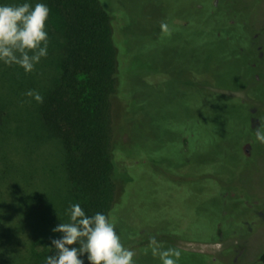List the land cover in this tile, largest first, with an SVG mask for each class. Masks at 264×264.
I'll return each mask as SVG.
<instances>
[{
    "label": "rangeland",
    "instance_id": "1",
    "mask_svg": "<svg viewBox=\"0 0 264 264\" xmlns=\"http://www.w3.org/2000/svg\"><path fill=\"white\" fill-rule=\"evenodd\" d=\"M102 2L125 58L113 160L127 184L111 219L135 264H160L154 246L180 250L179 264H260L264 0ZM47 30L48 55L32 72L0 63V264H36L74 203L63 145L26 95L43 96L58 73L62 21L52 8ZM219 228L218 239L193 241Z\"/></svg>",
    "mask_w": 264,
    "mask_h": 264
},
{
    "label": "trees",
    "instance_id": "2",
    "mask_svg": "<svg viewBox=\"0 0 264 264\" xmlns=\"http://www.w3.org/2000/svg\"><path fill=\"white\" fill-rule=\"evenodd\" d=\"M45 2L61 18L63 43L56 79L38 103L37 113L47 132L63 145L74 203L89 215L103 212L112 218L115 191L122 192L127 184L124 178L115 179V171L121 172L125 164L120 168L116 162L119 157L113 160L115 121L120 113L115 101L125 64L119 21L111 17L102 0ZM5 119L0 105V126ZM219 235L220 228L216 238L193 241H214ZM54 251L50 243L43 256L36 254V264H44L45 257ZM86 256L85 264H89ZM257 260L264 264V252Z\"/></svg>",
    "mask_w": 264,
    "mask_h": 264
},
{
    "label": "clouds",
    "instance_id": "3",
    "mask_svg": "<svg viewBox=\"0 0 264 264\" xmlns=\"http://www.w3.org/2000/svg\"><path fill=\"white\" fill-rule=\"evenodd\" d=\"M49 16L50 8L43 0H0V63L32 72L48 55ZM26 95L40 103L44 99L34 90ZM254 133L256 140L264 143V128L260 126ZM65 213L67 222L52 229L62 235L52 239L55 251L45 257L44 264H85V254L89 264H135L134 251L125 247L107 214L89 215L79 203L70 204ZM152 252L160 264H179L178 249L154 246Z\"/></svg>",
    "mask_w": 264,
    "mask_h": 264
}]
</instances>
